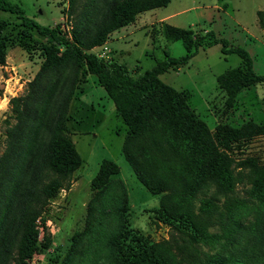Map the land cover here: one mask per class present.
Returning <instances> with one entry per match:
<instances>
[{
    "label": "trees",
    "instance_id": "1",
    "mask_svg": "<svg viewBox=\"0 0 264 264\" xmlns=\"http://www.w3.org/2000/svg\"><path fill=\"white\" fill-rule=\"evenodd\" d=\"M78 1L68 0L70 14ZM169 1L87 0L69 33L66 24L64 28L60 23L42 25L27 16L15 0H0L1 65L9 48L20 47L29 54L30 39L34 38L29 32L47 42L42 46L45 58L28 82L27 93L11 98L17 123L6 133L7 149L0 164V264H24L32 256L40 243L39 232L44 230L36 219L58 190L70 188L81 157L68 135L66 122L71 100L82 92L77 91L78 84L86 82L88 74L96 77L127 127L122 145L125 161L149 192L163 193V221L180 235L144 242L146 245L142 241L133 249L126 243L133 230L124 218L121 231L109 239L114 264H234L217 254L206 260L198 241L219 242V237L229 238L243 229L236 214L217 211L215 199L219 195L228 199L242 176V171L235 173L234 168L244 165L239 166L241 163L227 150L232 143L264 129L249 120L238 128L219 124L212 132L194 113L186 97L159 75L185 65L199 48L221 44L222 53H235L242 60L241 67L227 69L216 77L217 85L232 101L242 89L264 82V75L253 70L249 52L241 46L229 47L226 39L216 37L212 31L198 35L190 28L167 23H162L163 37L180 41L185 54L172 58L166 53L165 60L136 76L124 63L107 61L88 51L102 45L112 31L132 23L137 14L166 6ZM3 13L14 15L19 22L20 37L13 45L6 36L9 22ZM91 21L95 23L93 32L88 25ZM205 38L209 40L205 42ZM20 98L23 103L19 107L16 102ZM132 142L144 151V159L128 150ZM156 156L160 160L152 165ZM249 168L251 171L245 176L253 185L252 194L262 197L264 205V173L253 171L251 165ZM119 171L115 161L102 159L90 188L105 194L116 185L121 197L119 212L123 215L128 204L126 189L119 179L113 178ZM209 185L214 186V193L200 198L203 202L194 211L191 201L198 199L201 187ZM212 222L219 225L221 235L208 231ZM81 236L73 237V242ZM261 236L263 241L264 235ZM253 250L243 253L240 264H260L261 254Z\"/></svg>",
    "mask_w": 264,
    "mask_h": 264
},
{
    "label": "rangeland",
    "instance_id": "2",
    "mask_svg": "<svg viewBox=\"0 0 264 264\" xmlns=\"http://www.w3.org/2000/svg\"><path fill=\"white\" fill-rule=\"evenodd\" d=\"M86 1L79 0L73 14H70L68 0H15L27 16L40 24L55 26L60 23L62 28L66 24L69 33L74 18ZM173 8L178 11L173 19L178 24L176 27L194 29L198 35L212 31L216 37L226 39L229 47L245 48L251 56L255 73L264 75V39L260 38V29L264 27V0H170L167 9ZM150 13H140L139 20L146 19V23L134 20L126 30L116 35L119 40L112 42L116 50L120 49V53L116 52L115 61L126 64L134 76L138 75L139 69L143 72L165 60L166 53L172 58L185 54L180 41H168L163 37L161 23L149 25L152 22ZM2 15L9 22L6 36L13 45L20 37L18 19L14 15ZM93 21L88 23L90 32L95 27ZM242 27L248 28L255 38L248 36ZM29 34L34 37L30 39L29 54L20 47L9 48L5 63L0 64V164L7 149L6 133L17 123L11 98L27 93L28 82L34 78L45 58L42 46L47 43L46 39L35 32ZM208 40L204 39L205 42ZM88 51L99 54L107 61L113 56L110 52L103 58L104 48H91ZM241 66L242 60L237 54H224L221 44H213L199 49L188 64L182 65L178 71L162 73L160 79L186 97L194 113L212 132L219 124L238 128L249 120L264 129V82L242 89L232 101L228 100L226 91L217 85V75ZM97 86L96 77L88 74L86 82L78 84L77 91L82 92L70 102L66 126L81 163L73 173L70 188L58 190L36 219L44 230H40V243L24 264H114L109 239L121 231L124 218L133 230L126 239L133 249L142 241L152 243L180 236L177 230L163 221L165 216L162 215L164 211L160 204L163 193L149 192L125 161L122 149L125 126L115 114L110 113L112 101L104 89H97ZM22 103L21 98L16 102L19 107ZM59 103L56 102L57 105ZM93 124L94 129L98 127L99 134L91 128ZM129 149L144 159V151L141 152L135 142L129 144ZM227 152L241 163L239 166L244 167L234 168L235 173L239 169L242 171L241 179L228 199L220 195L215 199L216 207L217 211L236 214L243 229L234 235L230 234L229 238L219 237V242L212 239L206 243L198 241V246L206 260L217 254L216 257L223 261L233 260L234 264H240L243 253L254 249L255 254H261L260 264H263V198L252 194L253 185L245 175L251 171L250 165L253 171L264 173V132L257 131L249 138L232 143ZM102 159H112L119 166V174L113 178L119 179L126 189L128 204L123 215L119 212L121 197H118L120 190L116 185L110 193L105 194L90 188L91 179L97 173ZM158 160V156L153 157L152 165ZM1 171L0 166V175ZM214 190L213 185L200 188L198 199L191 201L194 211H198L203 202L200 200L214 193ZM208 231L221 235L222 230L217 223L212 222ZM78 234L82 236L73 242V237ZM137 239L139 242H136ZM49 255H52L51 259Z\"/></svg>",
    "mask_w": 264,
    "mask_h": 264
},
{
    "label": "crops",
    "instance_id": "3",
    "mask_svg": "<svg viewBox=\"0 0 264 264\" xmlns=\"http://www.w3.org/2000/svg\"><path fill=\"white\" fill-rule=\"evenodd\" d=\"M147 11H149V12H151L150 13V17H151V20H152V22H150L149 23V25L150 24H152V23H167V24H170V25H173V26H177L178 24L175 22V20H173L174 19V17H175V15L178 13V11H176L175 10V8H173V9H167V5L166 6H162V7H157V8H154V9H150V10H147ZM146 11V12H147ZM145 12V11H144ZM141 13H143V12H141ZM140 14V13H139ZM139 14H137V16H136V19L135 20H137L138 22H141V23H146V19H145V21H140L139 20V18H140V16H139ZM170 19H171V21H170ZM134 23V22H133ZM137 23V22H136ZM132 23H130V24H127V25H125V26H123V27H121V28H119V29H117V30H114V31H112L111 33H109V35H108V37H107V40L102 44V45H100V46H95V47H93L92 48V50L93 49H95V48H104L105 49V51L103 52V58H105L106 57V54L107 53H110V52H112L113 54V56H112V59L113 60H115L114 58L116 57V55H118V53H120L119 51H120V49H119V51H118V49L116 50L114 47H113V45H112V42L114 41V40H116V41H118L119 40V36L117 37L116 35L117 34H119L120 32H122V30H126V28H127V26L128 25H131ZM53 25V24H52ZM52 25H49V26H52ZM144 25H146V24H143L142 26H144ZM191 29V28H190ZM242 29H243V31L246 33V34H248V36H250V37H253V38H255V36L253 35V34H251V31H249L248 30V28H244V27H242ZM192 30H194V29H192ZM261 31V37L260 38H263L264 39V27L263 28H261L260 29ZM204 32H207V31H204ZM169 41V40H168ZM208 48V47H207ZM199 49H204V48H199ZM116 52H118V53H116ZM96 55L98 56V57H100V58H102L99 54H97L96 53ZM193 58V57H192ZM191 58V59H192ZM111 59V60H112ZM190 59V60H191ZM189 60V61H190ZM188 61V62H189ZM188 62L186 63V64H188ZM120 63V62H119ZM185 64V65H186ZM126 65V64H125ZM181 67V66H180ZM179 67V68H180ZM179 68H177V69H173V68H170L169 70H174V71H178V69ZM139 73H141L140 72V69L138 70V74ZM164 73V72H163ZM162 74V73H161ZM160 74V75H161ZM90 75V74H89ZM160 75H159V78H160ZM98 86H100V87H98ZM98 86L96 87L97 89H100V88H102V86L98 83ZM85 87H86V85H85ZM101 90V89H100ZM179 91V90H178ZM240 93V92H239ZM106 94V93H105ZM107 95V94H106ZM109 98V97H108ZM110 99V98H109ZM111 100V99H110ZM112 101V100H111ZM112 105H111V108H110V113H113V114H115V116L117 117V118H119L120 119V121L121 122H123L122 124L125 126V128H124V134H123V139H124V135L126 134V130H127V127H126V125H125V123H124V121L122 120V118L117 114V112H116V110H115V107H114V104H113V102L111 103ZM94 125L95 124H93L92 126H91V128L95 131V130H97L96 132H98V134H99V130H98V127H96V129H94L95 127H94Z\"/></svg>",
    "mask_w": 264,
    "mask_h": 264
},
{
    "label": "built area",
    "instance_id": "4",
    "mask_svg": "<svg viewBox=\"0 0 264 264\" xmlns=\"http://www.w3.org/2000/svg\"><path fill=\"white\" fill-rule=\"evenodd\" d=\"M68 26H66V28H67Z\"/></svg>",
    "mask_w": 264,
    "mask_h": 264
}]
</instances>
